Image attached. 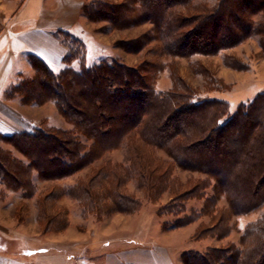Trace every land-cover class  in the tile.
Instances as JSON below:
<instances>
[{
  "label": "trees",
  "instance_id": "trees-1",
  "mask_svg": "<svg viewBox=\"0 0 264 264\" xmlns=\"http://www.w3.org/2000/svg\"><path fill=\"white\" fill-rule=\"evenodd\" d=\"M82 15L116 30L150 24L148 31L117 40L115 46L130 53L147 49L153 57L137 65L104 59L89 66L84 41L65 30L59 31L68 49L61 70L54 71L39 55L29 53L33 76L20 74L6 96L29 105L52 101L71 127L41 124L1 134L0 140L12 144L22 157L0 144V181L32 197L35 174L58 180L90 169L89 179H79L61 193L78 200L82 213L99 216L140 209V199L124 189L132 180L152 201L167 192L174 195L160 211L176 217L186 213L183 203L189 197L206 198L200 210L193 209L173 225L185 227L210 215L209 224L196 230V239H223L231 233L233 216L261 211L246 224L240 244L190 250L181 259L183 264H264V90L231 114L228 100L200 95L165 60L218 55L250 38L257 39L264 55V0H93L84 4ZM76 60L78 67L73 65ZM224 62L238 70L249 68L233 55H225ZM168 68L172 85L160 91L157 80ZM192 68L205 77L209 89L218 85L220 80L198 60ZM123 147L128 148L130 164L105 160ZM147 147L164 151L174 164L158 159ZM174 165L204 177L178 193ZM210 188L215 194L208 197ZM221 196L226 207L218 206ZM39 203L40 219L54 223L58 216Z\"/></svg>",
  "mask_w": 264,
  "mask_h": 264
},
{
  "label": "rangeland",
  "instance_id": "rangeland-1",
  "mask_svg": "<svg viewBox=\"0 0 264 264\" xmlns=\"http://www.w3.org/2000/svg\"><path fill=\"white\" fill-rule=\"evenodd\" d=\"M21 1L0 0V25L3 29L1 33L4 32L2 37L4 40L12 36L15 26L5 28L7 20L1 17L6 15V12L16 9ZM91 1L93 0H88L86 3ZM150 28V24H145L125 30L112 29L107 22L90 21L82 15L81 10V15L72 28H57L56 31L60 40L62 35L59 31L65 30L84 41L89 66L104 59H120L130 65H137L144 59L152 58L153 55L147 49L141 53L127 52L115 46V42L120 39L135 38ZM225 55L240 58L249 65V68L238 70L227 66L224 62ZM165 60L175 65L179 73L198 89L200 95L228 100L231 114L235 113L241 103L252 101L259 92L264 90V55L256 38L247 39L240 45L218 55H196L192 59L178 57L165 58ZM196 60L210 69L211 73L220 80L214 89H209L204 76L197 75L193 71L192 62ZM73 65L78 67V61H74ZM64 66H66L65 61L55 70L59 71ZM20 73L24 77L33 76L34 69L31 63L29 62L27 66L23 65ZM18 79L19 76L13 78L10 84L16 83ZM171 85L172 75L168 68L161 72L157 80V88L163 91L169 89ZM30 115L35 116L32 113ZM44 115L38 118L43 120L42 123L40 122L42 125L59 128L71 127L52 101L45 103ZM0 144L22 157L12 144L1 140ZM147 148V151L154 152L158 159L172 162L164 151ZM106 159H111L118 166L128 165L130 164V153L127 147H123L111 151ZM172 173L180 184L178 193L188 190L196 180L204 177L199 172L184 170L176 165ZM91 175L90 169L58 180H43L35 174L36 194L32 197L26 196L22 190H11L0 181V203L10 207L8 216L12 217L15 227H18V224H24L27 228L26 234L20 235L7 233L0 228V250L20 258L36 260L39 254L50 251L55 243H63V240H67L69 244L61 246L67 250V264H183L181 257L184 252L190 250L204 252L210 246H224L229 242L240 244V236L246 224L259 218L262 213L259 211L243 216H233L230 220L231 233L223 239H217L214 236L196 239L194 237L196 230L202 223L209 224L210 215H205L197 222L185 227L173 228V225L177 218L191 214L193 209L200 210L206 198L189 197L183 203L187 210L186 213L176 217L160 211L162 206L172 201L174 195L167 192L158 201H152L139 189L137 181L132 180L124 189L141 201V207L135 213L115 212L100 216L92 212L82 213L81 203L70 196L62 195L61 192L64 187L75 184L79 179H89ZM214 194L211 188L207 191L208 197ZM40 200L43 201L50 215L58 216L54 217V223L48 224L47 220L40 219L42 213L39 203L42 201ZM218 206H227V201L223 196L219 198ZM6 227H11V225ZM22 232L25 233V231ZM81 235L83 236L80 242L72 241Z\"/></svg>",
  "mask_w": 264,
  "mask_h": 264
},
{
  "label": "crops",
  "instance_id": "crops-1",
  "mask_svg": "<svg viewBox=\"0 0 264 264\" xmlns=\"http://www.w3.org/2000/svg\"><path fill=\"white\" fill-rule=\"evenodd\" d=\"M87 1L22 0L16 9L1 17L7 20L5 28H12L14 25L15 29L11 38L4 40L0 25V135L30 131L38 124L41 125L43 120L38 118L44 115L45 104L24 105L18 98H8L6 91L11 80L20 76L22 66L29 64V53L39 55L54 71L63 64L68 49L61 42L56 30L72 28ZM31 113L36 117H32ZM9 210L8 205L0 203V228L7 233L26 234V225L18 224L15 227L12 217L8 216ZM10 225L11 227H6ZM82 236H77L72 241L80 242ZM63 241L51 246L50 251L39 254L36 260L20 258L0 250V264H67L68 253L61 246L69 243L67 240Z\"/></svg>",
  "mask_w": 264,
  "mask_h": 264
},
{
  "label": "bare ground",
  "instance_id": "bare-ground-1",
  "mask_svg": "<svg viewBox=\"0 0 264 264\" xmlns=\"http://www.w3.org/2000/svg\"><path fill=\"white\" fill-rule=\"evenodd\" d=\"M34 8H35V7H34ZM37 8H38V7H37ZM28 10H29V8H28ZM28 10H27V12H28ZM36 10H37V9H36ZM27 12H26V13H27ZM39 12H40V11H39ZM37 13H38V12H37ZM32 15H33V14H32Z\"/></svg>",
  "mask_w": 264,
  "mask_h": 264
}]
</instances>
